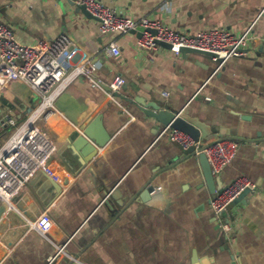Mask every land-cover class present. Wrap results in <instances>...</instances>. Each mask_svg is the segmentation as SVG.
Instances as JSON below:
<instances>
[{"label": "crops", "instance_id": "crops-1", "mask_svg": "<svg viewBox=\"0 0 264 264\" xmlns=\"http://www.w3.org/2000/svg\"><path fill=\"white\" fill-rule=\"evenodd\" d=\"M102 3L191 34L253 29L247 52L215 73L218 61L206 53L144 50L133 31L102 34L73 0H0V21L18 42L34 45L67 34L95 58L105 85L116 75L126 80L116 97L125 109L82 77L58 97L60 114L42 122L56 146L48 174L38 173L10 203L0 201L6 206L0 264H47L62 247L52 264H264V0ZM110 42L119 45L118 57L110 55ZM37 103L30 87L10 81L0 89V118L10 113L22 122ZM151 103L185 110L239 140L218 177L226 185L245 175L255 188L229 205L230 230L213 213L199 157L168 135L158 139L165 125L145 112ZM78 124L97 134L81 146L75 143L74 132L83 134ZM11 133L0 131V146ZM102 139L107 142L97 145ZM45 210L52 218L46 234L34 226Z\"/></svg>", "mask_w": 264, "mask_h": 264}, {"label": "built area", "instance_id": "built-area-1", "mask_svg": "<svg viewBox=\"0 0 264 264\" xmlns=\"http://www.w3.org/2000/svg\"><path fill=\"white\" fill-rule=\"evenodd\" d=\"M76 6H85L86 10L99 23L102 34L110 32L128 33L144 28L138 36L137 43L141 49L157 50L163 47L160 42L170 44L177 53L183 47L199 49L214 53L218 61L217 73L230 59L247 52V43L253 26L240 35L227 28L219 27L191 34L175 30L161 20L152 17L134 18L102 3V0H73ZM264 14V7L261 11ZM154 29L156 33H152ZM264 43V36L261 38ZM107 49L112 57L121 54L119 45L110 42ZM80 57L77 61L75 59ZM99 64L87 52L81 53L67 34H61L51 41H42L34 45L18 42L12 29L0 21V89L10 81H21L30 87L38 98L36 107L22 122L14 115L6 113L0 118V131L11 130L10 137L0 146V201L10 203L31 180L41 172L47 173L50 160L56 152L53 141L41 128L42 122L60 114L56 106L58 97L70 83L79 77L86 78L93 86L103 89L107 95L123 105L116 98L126 80L116 75L109 85L96 76ZM214 73V74H215ZM164 95H168L167 92ZM168 135L184 150L194 148V155L203 152L210 163L212 175L218 177L223 168L235 158L240 142L234 137L215 138L202 148L203 142L196 140L189 133L164 126L158 139ZM48 174V173H47ZM255 183L247 176L241 175L211 198L213 213L220 219L221 226L231 229L229 205L245 190H253ZM226 218V223L221 221ZM52 224L48 210H45L34 223L35 228L46 234ZM64 249L62 247L59 251ZM58 253V254H59ZM57 254V255H58ZM57 255L51 257L47 264H52Z\"/></svg>", "mask_w": 264, "mask_h": 264}, {"label": "water", "instance_id": "water-1", "mask_svg": "<svg viewBox=\"0 0 264 264\" xmlns=\"http://www.w3.org/2000/svg\"><path fill=\"white\" fill-rule=\"evenodd\" d=\"M79 9L82 12H84L87 16L92 17V15L86 10L85 6H79ZM142 31H144V28L140 27L137 30H134L133 32L137 33V35L140 36L142 34ZM150 31L152 33H156L154 29H150ZM160 44L166 48H172L170 44L163 43V42H160ZM260 50L264 52V43L262 44ZM181 52L183 54H186L189 52H199V53H206L212 57L216 56L214 53L199 50V49L189 48V47L181 48ZM56 104L59 107L61 106L59 105L60 104L59 101H56ZM145 108L146 109L144 110L148 115L154 117L157 121L161 122L165 126L170 125L171 128H176V129L185 131L189 133L190 135H192L196 140H201L203 142L202 148H205L208 142L212 141L215 138L230 137V131L227 128L220 127V126L212 127L210 124H207L206 122L201 121L198 117H194L190 115L185 110H180V109L174 108L167 104L161 105L158 103H151L150 106H147ZM78 125L81 127L83 134H81L80 137H78L79 133L74 132L75 138H77V140H75V143L77 144V146H81V145L89 143V139L93 140V137L97 135L92 129V127H85L80 124ZM96 142H97V145L102 146L107 142V140L102 139L100 141L97 140ZM185 153H187L190 156L194 155V148L191 147L188 150H185ZM198 157H199V161L201 163L202 169H203L204 176L206 178V181L212 193V197H214L216 195V192L222 189L223 185L219 177H214L212 175L211 166L207 160L206 155L203 152H201ZM43 173L47 175L46 172H43ZM144 190L146 192L148 189L144 188ZM249 191L250 189L245 190L230 205H232L234 202L239 201ZM143 193L144 191L142 190L140 191L139 194H141V196H144ZM113 197L116 198L117 194L114 193ZM229 208L230 206L228 207V209ZM5 210H6L5 205L0 207V216L5 212Z\"/></svg>", "mask_w": 264, "mask_h": 264}, {"label": "rangeland", "instance_id": "rangeland-1", "mask_svg": "<svg viewBox=\"0 0 264 264\" xmlns=\"http://www.w3.org/2000/svg\"><path fill=\"white\" fill-rule=\"evenodd\" d=\"M42 124V129H43V131L45 132V128H44V124L43 123H41ZM46 133V132H45Z\"/></svg>", "mask_w": 264, "mask_h": 264}]
</instances>
